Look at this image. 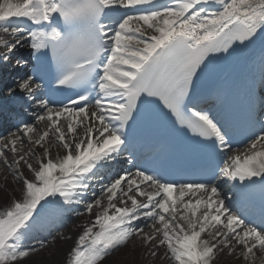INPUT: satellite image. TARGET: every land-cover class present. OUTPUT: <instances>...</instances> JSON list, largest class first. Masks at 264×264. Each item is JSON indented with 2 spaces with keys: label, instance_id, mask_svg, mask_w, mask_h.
I'll return each instance as SVG.
<instances>
[{
  "label": "snow or ice",
  "instance_id": "obj_1",
  "mask_svg": "<svg viewBox=\"0 0 264 264\" xmlns=\"http://www.w3.org/2000/svg\"><path fill=\"white\" fill-rule=\"evenodd\" d=\"M0 34V74L27 41L30 55L50 63L57 91L75 92L71 105L54 107L56 100L42 91L43 76H14L0 88V126L7 125L9 132L0 157L9 170L15 166L16 173L24 161L33 176L17 177L22 180L20 198L0 211V264L31 259L30 253L39 249L25 247L24 241L41 218L49 210L84 203L91 181L102 178L101 171L129 150L136 123L161 106L210 154H226L219 170L224 183L232 181L237 187L238 182L241 190L256 184L264 188V150L257 148L264 149V122L257 120L258 128L250 130L247 153L231 155L230 131L207 111L187 103L200 75L219 58L215 54L230 56L259 44L264 59V0H3ZM26 63L16 61L18 68ZM24 106L34 123L17 122L15 108ZM73 116L79 121L68 122ZM62 118L65 130L59 127ZM85 118L89 123L80 136L74 125L83 126ZM40 122H47L48 128L39 130ZM50 133L65 153L56 160L45 148ZM33 145L44 149L36 168L25 161V156L36 157ZM5 149L13 154L12 164ZM216 179L214 173L204 181L177 182L144 170L118 176L102 188L101 199L86 204L91 214L93 206L101 207L107 198V206L78 236L72 264H100L156 224V235L144 239L158 241L157 247H165L175 264H211L216 251L227 248L231 254L233 242L242 247L245 259L255 249H264V228L226 205ZM192 192L203 196L178 208ZM117 201H130L131 207L118 206ZM206 232L209 240L202 239Z\"/></svg>",
  "mask_w": 264,
  "mask_h": 264
},
{
  "label": "bare ground",
  "instance_id": "obj_2",
  "mask_svg": "<svg viewBox=\"0 0 264 264\" xmlns=\"http://www.w3.org/2000/svg\"><path fill=\"white\" fill-rule=\"evenodd\" d=\"M0 3H3V0H0ZM135 23L136 22L133 21V24ZM149 33L151 32L149 31ZM26 46L27 45H25L24 47ZM8 64L10 65V62H8ZM11 81L12 79L0 80V88H3L6 84L11 83ZM92 111H95V109H93ZM71 120L72 118H68V122H71ZM86 126L87 124L85 123V119L83 122V126H81L79 123L74 125V127L77 128V134L80 136L84 135V128ZM59 127H61L62 130L66 129V121L63 118L59 122ZM49 138L47 140L52 141V143L49 146L51 148L50 151H52L51 153L53 154V160H56L58 157H63L64 154L60 152L56 153V151H58V149L56 148L58 141L56 140L55 135L53 133H50ZM0 142H1L0 147L3 148L4 145L8 143V139L5 138L1 140ZM248 147L249 145L242 150L236 151V154L243 156L244 154L247 153ZM257 148L259 150H264V149H260L259 145L257 146ZM55 153L56 155H54ZM33 167L34 168L37 167V162L35 166L33 165ZM25 176L29 180L33 179L32 173L30 172L28 173V175L25 174ZM112 180L114 179L110 177L108 178L107 182L103 181L100 184H95V181L92 180L91 187L86 192L87 197L89 198L97 197L96 200L101 199L102 188L105 185L109 184ZM21 187H22L21 180L11 181V182H1L0 211H4L7 207H9L12 204L14 200H17L20 198ZM141 187L143 188L144 186L142 185ZM12 189H15L14 192L12 193V196L9 197L8 195L5 194V191L7 192ZM94 189H96V191ZM146 191H154V189L147 188ZM95 193H98V194L96 195ZM175 195L176 193H174V196ZM202 196H203L202 193L192 192V193L186 194L183 198V201L191 200L192 202H195L196 199H199ZM138 198L142 199L146 197L138 196ZM101 203H102L101 207H97L95 205L93 206L91 214L87 212L86 208H85V211L83 212L79 210H75L74 215L72 216L73 224L71 226H67L64 229H61L60 231H58L56 234H54L56 238L47 240V244L43 243V246H41L42 241L37 242L35 245L39 250L36 252L30 253L31 259H24L23 261H18L17 264H72V259H71L72 249L76 246V240L78 236L84 231L85 227L92 223V221L95 219L96 214L101 212L103 210V207L107 206L106 196L102 198ZM116 203L118 206H121V207H124V206L131 207L130 201L127 205H122L119 203V201H117ZM177 207L182 210L181 203H178ZM64 208L66 210L61 209L60 210L61 214H67V212L70 211V206L66 205L64 206ZM203 210L204 209L202 208L201 212ZM198 215H200V213H198ZM136 223L139 224L140 221ZM52 228H56V225H53ZM150 228L151 227H147V229H150ZM31 237H32V234L30 238ZM30 238L24 241L25 247H27L28 244L31 243ZM46 238H48V236ZM202 239L204 240L210 239V236L208 235L207 232L205 234H202ZM157 244H158V241L145 244L144 237H142V239L136 238L133 242H129L126 246L120 247L118 251L111 252L110 255H108L104 260L100 262V264H175V261L170 258V254L166 255V248L157 247ZM152 245H154V249L152 248ZM233 247H234V251H232L231 254H229V249L227 248L223 249L222 251L220 250L216 251L214 258L211 261V264H264V249H255L253 253L248 254L247 258L245 259L243 255L242 247L235 245V242H233ZM153 252L156 253L155 256L152 255ZM123 254H125V256H122ZM117 256H120V257H117ZM119 258L122 259L121 262Z\"/></svg>",
  "mask_w": 264,
  "mask_h": 264
},
{
  "label": "rangeland",
  "instance_id": "obj_3",
  "mask_svg": "<svg viewBox=\"0 0 264 264\" xmlns=\"http://www.w3.org/2000/svg\"><path fill=\"white\" fill-rule=\"evenodd\" d=\"M27 44V41H25L24 42V46ZM19 47V48H17V50H15V53H17V54H22L23 52H27V53H29V51H30V48L28 47V48H26V47ZM25 48L27 49V50H25ZM14 54V53H13ZM13 54H11L12 55V59L10 60V61H17V60H21L22 61V59L20 58V57H13ZM16 67V66H15ZM14 67V68H15ZM10 68H13V67H10ZM9 68V69H10ZM19 70H20V68H18ZM9 76V75H8ZM29 116H27V121L28 122H35V120H34V117L32 116V114H28ZM73 119H76L77 121L79 120V118H77V117H75V116H73L72 117ZM46 123L47 122H40V123H38V124H36V127L39 129V130H41V131H43V130H45L44 128H45V126H46ZM21 127H23V125L21 126ZM33 135V139H35L36 138V135L37 134H32ZM49 138V137H48ZM47 138V139H48ZM12 139H15V137L14 138H12ZM46 139V141H45V148H47V149H49V151L51 150V148H50V144L52 143V141H49V140H47ZM50 139V138H49ZM53 142H54V140H53ZM33 148H34V150H35V152H36V157H32V156H25V161L28 163V164H32V166L34 165H36V162H37V158H40V157H42V154H43V151H44V149H42V148H40V147H36L35 145H33L32 146ZM57 149H58V151H56V153H58V152H60V153H63V154H65L64 153V150L59 146V144H57V147H56ZM5 152L7 153V160H8V162H9V164H12V161H13V154L10 152V151H8V149H5ZM52 151H50V156H51V158L53 159V154L51 153ZM56 153L54 154V155H56ZM23 154V151L21 150V151H18L17 153H16V158H18L20 155H22ZM28 173H29V171H28V169H27V167H26V164H25V162L24 161H22L21 163H20V165H19V172L18 173H16L15 172V166H13V170H9L5 165H4V163H3V158L2 157H0V185H1V182H11V181H20L21 179H18L17 177L20 175V174H22V176L23 177H26L25 176V174H27L28 175ZM119 176V175H118ZM21 182H22V180H21ZM14 190L15 189H12V190H9V191H5V194L6 195H8L9 197L10 196H12V193L14 192ZM83 197H85V195L83 196ZM95 201V198H90V200H88V202L87 203H93ZM82 207L81 206H79V207H77V209H81ZM83 211H85V209H83L81 212H83ZM69 215H72V213H70ZM69 217V216H68ZM68 217H64L65 219L64 220H67L65 223H64V221L63 220H59L58 222H59V229L58 230H61V229H63V228H65V227H67V226H71L72 224H73V220L71 219L72 217H69L70 219H68ZM41 220H43L45 223H44V225H49L50 224V221H48V219H46L45 218V215L41 218ZM66 224V225H65ZM41 228H43V227H41ZM56 231H51V233H50V239L51 238H53V237H56L55 235H54V233H55ZM142 235H143V232L142 233H140L139 234V237H142ZM152 235V234H151ZM148 236H149V234H148ZM55 239V238H54ZM44 242H45V239H44ZM122 256H125V254H123ZM117 257H120V256H117ZM119 260H120V262L122 261V259L121 258H119ZM119 262V261H118Z\"/></svg>",
  "mask_w": 264,
  "mask_h": 264
}]
</instances>
